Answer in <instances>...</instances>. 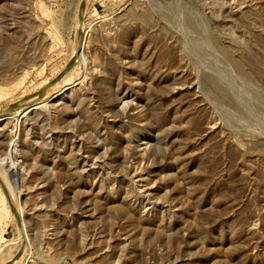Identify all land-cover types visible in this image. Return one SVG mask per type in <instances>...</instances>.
Listing matches in <instances>:
<instances>
[{
    "label": "rangeland",
    "instance_id": "374dc122",
    "mask_svg": "<svg viewBox=\"0 0 264 264\" xmlns=\"http://www.w3.org/2000/svg\"><path fill=\"white\" fill-rule=\"evenodd\" d=\"M83 2L0 0V111L75 60L0 116V262L15 200L20 264H264V0Z\"/></svg>",
    "mask_w": 264,
    "mask_h": 264
},
{
    "label": "bare ground",
    "instance_id": "6f19581e",
    "mask_svg": "<svg viewBox=\"0 0 264 264\" xmlns=\"http://www.w3.org/2000/svg\"><path fill=\"white\" fill-rule=\"evenodd\" d=\"M79 23H80V19H79ZM79 33H80V27H79ZM79 41H80V39H79ZM79 45H80V43H79ZM80 49L81 48H79V51H77L78 55H77V53L75 54L76 55V58L82 60V62L84 64H86L85 54H84V52H82L80 54V51H81ZM72 88H74V86L71 85L69 87L64 88L60 93L55 94V95L47 98L48 101H47L46 104H48L50 102H54L55 99H58V98L63 99V97L65 96V94L68 93L70 90H72ZM0 96H3V95L0 94ZM27 100H29V99H27ZM27 100H24V101L20 102L19 104L18 103H15L14 105H15V107H19L21 104L25 103ZM43 107H44V105L43 104H40L39 106L35 107L34 109L28 110L27 113L22 117V120L25 119V117L29 113L30 114H34L36 111H39ZM56 109L57 108H55V110ZM132 111L134 112L135 109H132ZM130 115H132V113H130ZM2 119L0 120V122L2 121ZM209 129L214 130L212 126ZM146 139H147V137H143L142 138V140H146ZM75 143H79V142L78 141H75ZM18 150H19V146H18L17 142L15 141L10 146V149H9V152H8V156L5 159L0 160V167L1 168L3 167L5 170H7L9 173L12 174L13 181L16 184H19L20 183V180H21L20 179V174L21 173H19L20 170H19L18 164H17V159H18L17 152H18ZM85 151H87V150H85ZM79 152H81V149H79ZM87 152H89V151H87ZM93 153L95 154V152H90V153H86V155H88V154L91 155ZM88 159H90V157H87L86 158V157L83 156V154L78 155V162L88 163ZM130 174H133L134 175L135 184L140 189L141 200H142L143 205L145 206V209L148 208V207H150V209H149L150 211L151 210H154V209H157L158 208V205L156 203H154V199H153L154 198V193H153L152 189L150 188V184H149L150 179H149V177L148 176H145L144 174H140V173L137 174L134 171H130ZM0 184L2 185L1 179H0ZM8 207H9L10 212L11 213L13 212V214H14V211L19 212L18 213L19 215L17 217H16V214H14V216H15V218L17 220V223H18V220H19L23 224V235H25V241H21V243L19 244V250H18V252L16 254V255H18V254L21 253L22 248L24 246H27L29 244L28 229H27V226H26V220H25L24 212L23 211H20V209H18V205L15 202V200L13 202V205L11 206V204H9ZM177 208H178L177 206H174L173 207V209H177ZM15 256H13V257H15ZM18 256H19L18 260L16 262H14L13 264H20V262L22 260V256L21 255H18ZM7 263L0 262V264H7Z\"/></svg>",
    "mask_w": 264,
    "mask_h": 264
},
{
    "label": "water",
    "instance_id": "95a60500",
    "mask_svg": "<svg viewBox=\"0 0 264 264\" xmlns=\"http://www.w3.org/2000/svg\"><path fill=\"white\" fill-rule=\"evenodd\" d=\"M87 3H88V0H84L83 4L81 5L80 12H79V19H80V23H79V27H80V41H79V43L81 42V39H82V35H81L82 34V26H83V23H84V16H85V11H86V7H87ZM74 63H75V60L73 59L68 64V66L66 67V69L61 73V75H59V77L56 80H54L51 84H49L45 89H43L42 91H40L39 93H37L33 97L29 98V100H27L25 103L21 104L20 106L18 105L19 107H15V105H13V106L7 107L3 111H0V116H2V115L12 116V114L15 111H17V110H19V109H21L23 107H26L29 110L34 109L36 107L35 104L36 103H39V101H41L44 98L45 91L48 88H51L53 85H55L58 81H60L61 78L64 77V75L67 73V71L73 66ZM10 113H11V115H10ZM16 217H17V215H16ZM18 224L21 226L19 220H18ZM18 257L19 256L13 257L8 264H13L17 260Z\"/></svg>",
    "mask_w": 264,
    "mask_h": 264
}]
</instances>
